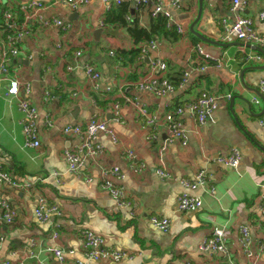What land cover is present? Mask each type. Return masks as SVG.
I'll use <instances>...</instances> for the list:
<instances>
[{"label": "crops", "instance_id": "crops-1", "mask_svg": "<svg viewBox=\"0 0 264 264\" xmlns=\"http://www.w3.org/2000/svg\"><path fill=\"white\" fill-rule=\"evenodd\" d=\"M30 1L0 0V13L13 9L22 19L18 7ZM37 1L44 5L43 22L30 24V33L20 40L21 53L13 59L11 76L30 85V92L21 90L19 98H28L39 112L40 148L25 145L18 98L6 95L8 81L0 87V169L10 173L16 183L0 184V195L16 214L9 224L0 211V264H78L86 258L81 238L84 230L102 236L105 249L126 255L120 262L106 259L92 264H264V127L259 124L264 117L260 88L264 53L255 45L222 41V21L232 22L236 16L232 0H204L195 30L213 43L190 31L199 15L200 0H187L183 9L167 7L183 27V34L159 31L152 38L157 49L127 65L117 53L142 47L147 41L136 44L127 27L106 24L107 13L117 5L106 10L104 0H92L72 9L60 0ZM135 1L124 2L129 5L127 21L152 32L157 23L152 15L154 3L168 0L139 6ZM243 1V16L253 20L257 32L264 33L260 19L264 0ZM55 18L72 28L65 32L58 26H44ZM100 29L103 33L96 39ZM198 44L213 58L203 73L194 70L206 64L194 51ZM155 60L167 63L165 76L174 83L184 72H191L185 89L161 97L141 90V83L159 76L151 67ZM87 65L101 74L99 90L86 75ZM204 91L223 97L213 117L201 126L185 115L182 122L188 145L175 142L162 151L167 138L166 114ZM227 95L231 98H224ZM114 103L121 105L119 121L113 115ZM136 103L156 117V130L139 116ZM94 117L107 123L118 142L111 135L100 134L97 144L102 152L96 156L84 153L81 170L72 174L65 152L76 150L82 139L65 135L63 129L85 126ZM48 118L53 119L51 127L46 124ZM154 133L158 138L149 140ZM233 150L241 155L238 168L217 162ZM128 151L144 165L142 172L134 171ZM161 159L170 179L157 173ZM114 168H119L122 178L106 174ZM200 173H204L205 184L188 192L202 199V208L177 212L178 197L185 191L181 181H194ZM106 180L124 187L130 207H119L101 188ZM43 200L46 206L57 207L61 215L40 221L36 210ZM153 216L169 219V231L156 229ZM242 226L250 228L251 258L241 243ZM215 227L227 232L228 255L200 249ZM48 249L64 251V261L60 263Z\"/></svg>", "mask_w": 264, "mask_h": 264}, {"label": "built area", "instance_id": "built-area-1", "mask_svg": "<svg viewBox=\"0 0 264 264\" xmlns=\"http://www.w3.org/2000/svg\"><path fill=\"white\" fill-rule=\"evenodd\" d=\"M62 3L69 5L72 9H77L82 6H86L92 0H60ZM155 0H136L137 6L145 4H153ZM187 0H168L166 3L155 2L152 10L153 17L163 16L167 19V26L169 28H175L176 32L183 34V27L176 23L167 7H174L177 9H183L186 5ZM106 5V10H110L112 4L117 6L123 4L125 0H104ZM232 11L236 13L235 19L232 22L224 19L222 24L224 26V32L222 35V41L224 43H234V42H243L249 45H255L264 50V33H259L254 27V22L252 19L243 16L245 10L246 2L243 0H232ZM44 5L37 1L32 0L26 4H22L18 7V11L23 14L22 19L19 18V13L14 12L13 9H7L0 13V32L2 37L0 38V87L1 82L8 81L9 88L6 95L11 98H18L19 110L23 115L22 125H23V134L25 137V145L32 148H40L41 142L39 139V112L37 108L31 103L28 98H19L21 90H24L25 93L30 92V85L23 84L19 81L18 78L11 76V68L13 64V59H15L20 53V40L30 33V24L35 21H42V11ZM260 19L264 21V12L260 14ZM58 26L62 30L69 31L72 28V25L65 23L63 20L55 18L53 21H45L44 26ZM62 45L59 43L58 47ZM158 43L156 40H151L141 47L142 57L149 56L151 51L156 50ZM195 53L199 55L202 59L206 61V64H200L195 67L199 73L205 72L211 63H213V58L208 55L201 45H197L194 48ZM80 52H78L79 54ZM111 55H115V52H110ZM261 59L260 56L256 57ZM152 70L159 73L158 77L154 80L143 82L139 85V88L143 91L151 92L156 96H165L170 93H174L177 89H185L188 85L191 72H184L182 78L178 85L174 84L168 77L165 76V73L168 70V65L164 61L155 60L151 62ZM85 72L92 86L95 90H99V81L101 78L100 72L93 65H87L85 67ZM262 93H264V80L260 85ZM223 97H219L210 92H201L199 96L191 101H188L184 104L177 105L171 111H169L165 118L164 124L167 129V138L164 140V145L162 151L166 149V145L178 142L183 146L188 145V134L182 122V118L187 115L192 118L199 125H205L212 117L214 112L219 107V101ZM224 98H231V95H227ZM257 104L260 103L259 100L255 99ZM137 111L139 116L143 119L146 125L154 126L156 130L157 120L149 110L142 104L136 103ZM120 103L113 104V115L116 121L120 119ZM47 126H53V119L48 118L46 120ZM260 126L264 127V117L259 121ZM63 133L67 136H78L82 139V144L74 151L67 150L65 152V157L69 164V172L72 174H77L82 166L83 159L82 155L87 153L90 156H96L102 152V147L97 144L100 134L111 135L115 142H118L114 137L113 131L108 127L107 123L98 117L92 118L87 125H74L66 126L63 129ZM158 136L156 133L152 134L149 137V140H156ZM127 157L130 160L132 167L135 172H142L144 165L138 163L137 156L133 151L127 152ZM162 165L158 169V175L163 179H170L171 175L166 170V167L161 159ZM217 162L224 164L232 168H238L241 163V155L239 151L233 150L229 155L221 156L217 158ZM119 168L111 169L107 171L106 174L119 175ZM55 176H59L57 173ZM119 178H122L119 175ZM3 183H12L16 184L13 180V176L0 169V184ZM205 184L204 173L197 175L194 181L182 180L181 185L185 191L178 197L176 210L179 213L186 212H195L202 208L203 202L200 197L192 196L188 191L196 189L198 186ZM101 188L106 191L115 203L122 208L130 207V202L128 200V195L124 187L116 185L111 181H103ZM262 207L261 210L264 213V194L262 195ZM0 211L3 213L5 221L9 224L13 223L16 214L11 209L8 202L2 198L0 195ZM52 214L61 215L57 207H48L46 206L45 201H41L39 207L36 210L37 218L44 222L48 221ZM151 223L153 226L161 232H168L170 229V220L163 217L153 216L151 217ZM241 233V243L251 258L252 254L250 253V228L248 226H242L240 229ZM58 234H54L56 239ZM81 238L84 243V248L86 250L85 260L80 261L78 264H92L101 260L112 259L115 262H120L122 258L126 255L109 251L104 248L105 239L96 234L91 230H84L81 232ZM3 238H0V246L2 244ZM264 248V241L261 245ZM200 249L202 251H214L228 255L227 247V232L225 229L220 227H215L207 239H205ZM53 251L58 261L62 263L64 261V251L61 249H48ZM252 264H259L257 261H253Z\"/></svg>", "mask_w": 264, "mask_h": 264}, {"label": "trees", "instance_id": "trees-1", "mask_svg": "<svg viewBox=\"0 0 264 264\" xmlns=\"http://www.w3.org/2000/svg\"><path fill=\"white\" fill-rule=\"evenodd\" d=\"M113 10V11H112ZM110 12L107 13L106 24L112 25L115 24L117 26L127 27L129 34L134 38L136 44H139L143 41H151L153 35L159 33V31L166 33L167 31L175 30L174 28H169L167 26V19L163 16L155 17L157 23L154 26L152 32L147 31L139 27L136 23H129L126 19V16L129 14V5L127 3H123L118 7H114ZM156 30L158 32H156ZM198 41V38H195ZM141 47L134 48L129 51L120 50L117 53V58L123 60V65L134 63L139 57H141ZM180 81H177L176 85H178Z\"/></svg>", "mask_w": 264, "mask_h": 264}, {"label": "water", "instance_id": "water-1", "mask_svg": "<svg viewBox=\"0 0 264 264\" xmlns=\"http://www.w3.org/2000/svg\"><path fill=\"white\" fill-rule=\"evenodd\" d=\"M203 3L204 0H200V11H199V15L198 18L196 19V21L190 26V31L193 35H195L196 37H198L200 40L207 42V43H213L212 41L208 40L206 37H204L202 34L198 33L195 30V26L196 24L200 21L201 17H202V13H203ZM103 33V29H100L98 31H96L95 33V38L98 39L100 38L101 34ZM256 49H258L259 51H261L262 53H264V50L259 48V47H255Z\"/></svg>", "mask_w": 264, "mask_h": 264}]
</instances>
